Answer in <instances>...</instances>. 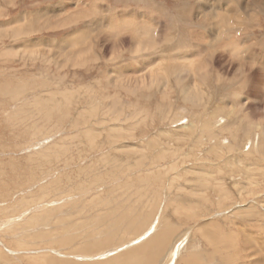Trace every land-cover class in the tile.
I'll use <instances>...</instances> for the list:
<instances>
[{"label":"rangeland","instance_id":"obj_1","mask_svg":"<svg viewBox=\"0 0 264 264\" xmlns=\"http://www.w3.org/2000/svg\"><path fill=\"white\" fill-rule=\"evenodd\" d=\"M96 1L121 13L146 10L160 55H188L190 32L208 35L193 18L206 0ZM251 1L217 0L238 9L249 47L264 55V10ZM75 3L0 0V264H264V95L250 100L246 74L233 77L219 52L204 83L216 99L194 106L176 88L112 85L142 69L129 40L113 61L105 51L73 68L58 63L52 46L45 54L23 48L81 29L82 19L48 29L47 12ZM23 13L32 14L30 31L12 25ZM223 102L235 111L213 112Z\"/></svg>","mask_w":264,"mask_h":264},{"label":"bare ground","instance_id":"obj_2","mask_svg":"<svg viewBox=\"0 0 264 264\" xmlns=\"http://www.w3.org/2000/svg\"><path fill=\"white\" fill-rule=\"evenodd\" d=\"M75 1H77V3L71 5L74 8L70 7L65 9V7L60 6L56 9L57 11L55 9V11L51 12L46 11L47 15L51 16L49 19L51 21V26H48V29L53 31L67 29L82 19L85 22L81 29L70 32L57 41L52 42V40L46 41L40 39L25 44L23 48L28 49L26 51L41 52L45 54L48 52V48L52 46L54 47L53 49H56L55 56L56 60L59 59L58 63L73 68L80 64L82 60H90L89 57H99L101 56V53L105 51H108V57L105 60L113 61V59L122 56L119 50L122 48L125 49V45L129 40V46L127 48L128 52L131 51L132 55H142V69H137L136 73H134L135 75H130L131 72H129L130 74L128 75L111 78L112 85L122 86L124 83H127L126 85H132L134 89H151V87L155 86V89L162 94H165L169 89L176 88V91L182 100L184 102H189L194 106H201L204 103L211 105L216 99L215 92L210 91L204 83L205 81H208V73H210V65L213 64V58L215 57L216 52H219V54L223 53L226 55L227 61L225 62L227 65H230L231 67L235 66L234 73H232L233 77L246 74L247 78L243 81L244 85L242 88L245 90L249 86L248 91L251 96L247 97H250V100L258 101V99L262 98L260 97V94L262 93L264 95V55L261 52L257 53L258 51L251 50L248 42H252L251 44H253V41L247 40L246 38L247 29H244L246 23L241 18L238 9H231L225 2H217L216 0L211 3L206 0L205 5L199 6L196 10V16L192 13L189 14L188 12L189 17L191 15L192 18L193 15V18H196V23L199 21L200 23L205 22L208 24V35L205 34L206 32H190L189 36L192 38V43L190 44H192V49L194 50H191L188 55L183 51L184 53L181 52L179 56L172 51V55H174L167 56L163 55L162 52V55L158 54L157 50H159V48H156L158 45V36L155 35V27H157L155 24L156 21H151L150 18L145 17V9L144 12L143 10H139L137 13L135 11L121 9V13V11H112L108 6V9L105 8L103 4H100L96 0H91V2L90 0H87L88 3H82V1L80 2L78 0ZM251 2H253L254 7L262 8V10H264V0H253ZM192 11H195V8ZM98 12L105 17V20L101 21L93 17L95 14L98 15ZM62 14L66 16H63ZM31 15L32 14L28 13L20 14L18 18H15L12 25L16 28L24 29V31H30L31 27H28L29 25L27 23L25 24V22ZM44 15L45 13H38L33 16V18H35V22H39ZM93 24L96 25L92 26ZM124 35H128L129 39L124 40L125 38L122 37ZM163 38V43L169 45L172 43V41L170 43L169 35L165 34ZM245 43H247V50L244 49L240 51L238 48L241 46L244 48V46H246L244 45ZM200 44L202 45L200 46ZM233 44L237 49L233 50L232 47L231 51H228L229 48L225 49L227 45L230 47V45L233 46ZM178 45L180 44L178 43ZM84 46H89L86 54L79 52V48ZM160 46L163 48V45ZM207 51L210 53L207 54ZM212 52L215 53L213 54ZM146 53H154L156 54V57L151 59V56H147ZM222 67L220 66V69L223 70L224 68ZM257 68L261 70L262 73L258 72L256 70ZM195 71H201L200 73L203 72L202 77L200 78L199 76H196ZM253 78L256 79V82L254 81L255 84L251 85V81L249 82V80ZM258 83L262 84V87H260ZM133 87L130 86V88ZM247 97H243L241 94H236V105L241 103L240 106H245L248 101ZM257 110L264 115L263 106L258 107ZM231 111H235V108L229 102H223L221 108L213 110V112H219L225 116ZM195 136H197V134Z\"/></svg>","mask_w":264,"mask_h":264},{"label":"crops","instance_id":"obj_3","mask_svg":"<svg viewBox=\"0 0 264 264\" xmlns=\"http://www.w3.org/2000/svg\"><path fill=\"white\" fill-rule=\"evenodd\" d=\"M110 4H112V3H110Z\"/></svg>","mask_w":264,"mask_h":264}]
</instances>
